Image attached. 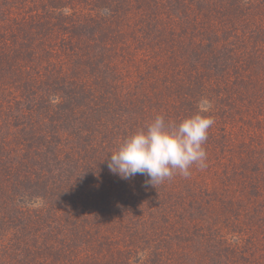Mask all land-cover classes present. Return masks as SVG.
<instances>
[{
    "label": "trees",
    "instance_id": "16d2710c",
    "mask_svg": "<svg viewBox=\"0 0 264 264\" xmlns=\"http://www.w3.org/2000/svg\"><path fill=\"white\" fill-rule=\"evenodd\" d=\"M197 112L205 169L109 170ZM0 264H264V0H0Z\"/></svg>",
    "mask_w": 264,
    "mask_h": 264
},
{
    "label": "clouds",
    "instance_id": "9594fccd",
    "mask_svg": "<svg viewBox=\"0 0 264 264\" xmlns=\"http://www.w3.org/2000/svg\"><path fill=\"white\" fill-rule=\"evenodd\" d=\"M208 102L201 101L203 109ZM212 117L201 112L182 119L178 124L157 115L146 129L129 135L118 150L110 155L108 168L122 179L137 174L147 177L145 186H153L170 180L179 174L191 175L193 166L203 170L207 167L204 144L209 129L214 125Z\"/></svg>",
    "mask_w": 264,
    "mask_h": 264
}]
</instances>
